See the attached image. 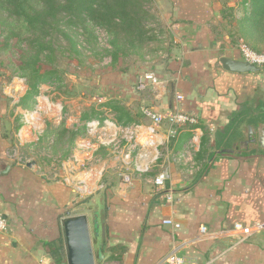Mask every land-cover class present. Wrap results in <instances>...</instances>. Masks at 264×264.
<instances>
[{
    "label": "crops",
    "instance_id": "obj_1",
    "mask_svg": "<svg viewBox=\"0 0 264 264\" xmlns=\"http://www.w3.org/2000/svg\"><path fill=\"white\" fill-rule=\"evenodd\" d=\"M153 1L173 42L153 68L157 82L139 92L143 77L137 76L122 102L136 123L122 127L107 113L87 123L79 117L72 128L85 135L76 138L54 181L7 161L15 152L10 144L33 145L46 131L33 138L39 108L29 118L24 113L40 92L23 109L24 81L1 88L0 217L6 229L0 232V264H60L47 245L59 244L63 253L61 221L81 214L96 224L102 264H159L171 254L195 264H264V149L257 143L264 129V67L253 74L221 68L220 58L242 61L239 44L220 32L221 10L234 2ZM144 106L193 114L197 124L169 137L167 124L155 127L142 115ZM104 128L114 129L111 139L90 140ZM248 141L254 143L246 148ZM71 161L102 167L81 172L70 168ZM161 173L167 179L156 190L152 181ZM256 223L262 227L249 236L233 228Z\"/></svg>",
    "mask_w": 264,
    "mask_h": 264
},
{
    "label": "trees",
    "instance_id": "obj_2",
    "mask_svg": "<svg viewBox=\"0 0 264 264\" xmlns=\"http://www.w3.org/2000/svg\"><path fill=\"white\" fill-rule=\"evenodd\" d=\"M149 0H0V30L4 47L16 38L21 47L16 76L24 80L27 91L19 106L27 109L35 103L39 85L60 82L55 68L57 48L55 42L65 40L71 55L81 56L87 50L86 44L96 43V30H101L108 39L105 55L110 64L117 63L120 56L137 51L142 45L154 39L146 24L153 16L145 10ZM223 21H232L236 32H229L228 38H240L244 44L257 53L264 44V0H240L236 6L224 4L221 10ZM42 64L48 70H42ZM146 107V106H144ZM110 114L115 122L128 127L136 118L119 100L109 98L97 106H91L80 116V121L101 120ZM60 124L58 127H61ZM19 125L18 127H20ZM17 127V128H18ZM47 129L43 138H53V145H68L61 155L66 160L76 138L84 136L80 127ZM173 138V137H172ZM48 253L55 263L62 262L61 246L47 245Z\"/></svg>",
    "mask_w": 264,
    "mask_h": 264
},
{
    "label": "rangeland",
    "instance_id": "obj_3",
    "mask_svg": "<svg viewBox=\"0 0 264 264\" xmlns=\"http://www.w3.org/2000/svg\"><path fill=\"white\" fill-rule=\"evenodd\" d=\"M230 1L234 2L235 7L240 0ZM145 10L153 16L146 24V30H151L154 39L142 45L141 49L134 52L129 51L127 55L120 56L114 65L110 64V59L105 55L104 49L109 47L108 39L101 30L95 31L96 43L86 44L87 50L82 52L83 54L79 57L71 55L65 40L55 42V46L59 47L55 68L58 70L61 80L52 85L40 84V96L36 98L37 104L24 112L29 118L28 113L32 112L31 115H35L34 113L39 108L34 117L33 138H36L38 131L44 128L46 130L52 129L60 124H63L61 127L71 130L75 124H78V119L84 111L91 106H97L100 102H105L108 98L124 102L126 98L129 99L131 96L129 92L130 88L132 89L134 86L135 78L137 76L143 77L145 74H153V68L162 64L161 62L166 59L173 40L165 27V23L157 14L155 1L149 0L145 4ZM220 32H223L222 36L227 37L229 32H236L234 22L224 21L223 31L221 29ZM16 40V38L12 39L8 47H4L3 34L0 30V90L4 86L12 85V81L22 80L16 76L21 54V47L17 46ZM233 41L236 44L243 42L237 36H234ZM259 50L264 53V44L259 46ZM41 66L42 70L49 68L48 65L42 64ZM61 127H58L59 130ZM112 130L104 128L91 133L90 140L95 138L111 139V136H114ZM9 146L15 152L7 161L22 168L30 164V169H34L35 173L44 181L47 179L54 181L58 178L62 163H69L67 159L72 157L73 151L72 148L70 153L66 155V162V160L61 159V155L68 145L62 143L54 146L53 138H43L33 145L25 143L22 146L19 144L16 146V143H12ZM73 165L79 166L71 161V169L74 167ZM91 165H98V168L102 167V164L85 161L79 166L80 171H87ZM92 240L95 242L94 238Z\"/></svg>",
    "mask_w": 264,
    "mask_h": 264
},
{
    "label": "water",
    "instance_id": "obj_4",
    "mask_svg": "<svg viewBox=\"0 0 264 264\" xmlns=\"http://www.w3.org/2000/svg\"><path fill=\"white\" fill-rule=\"evenodd\" d=\"M221 68L229 73L253 74L260 68L247 64L243 61H234L228 58H220ZM254 143L244 142V146ZM258 147L264 149V129L258 133ZM30 167V164L26 165ZM95 222L88 220L84 214L69 216L61 221L63 257L60 264H102L104 256L97 247L95 239Z\"/></svg>",
    "mask_w": 264,
    "mask_h": 264
},
{
    "label": "built area",
    "instance_id": "obj_5",
    "mask_svg": "<svg viewBox=\"0 0 264 264\" xmlns=\"http://www.w3.org/2000/svg\"><path fill=\"white\" fill-rule=\"evenodd\" d=\"M239 52L241 54L242 61L253 65L258 68L264 67V53H256L251 50L246 44L240 43L238 46ZM156 79L151 74H147L143 76V80L139 82L136 86V90L142 92L146 90L149 86L154 85L156 83ZM177 100H181V96L176 97ZM142 115L147 118L153 126L159 127L163 123L167 124L168 132L167 135L169 137H174L177 134V130L184 128L186 126H194L197 124V118L190 113H185L181 111H177L174 113H159L155 112L150 107H145L142 109ZM167 179V175L165 173H161L157 175L152 183L156 190H161L164 188L165 181ZM122 181L124 183L129 182V177H123ZM167 200H170L171 197L169 194L166 195ZM163 225L171 226L173 229H179V224L173 222L171 220H164ZM262 227V224L256 223L251 227H244L241 225H235L234 230L240 231L243 236H249L252 231L259 229ZM6 223L5 220L0 217V232L5 231ZM206 232L205 228H200V233L204 234ZM159 264H195L194 262L178 257L174 254L168 255L165 257Z\"/></svg>",
    "mask_w": 264,
    "mask_h": 264
}]
</instances>
